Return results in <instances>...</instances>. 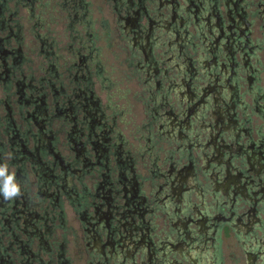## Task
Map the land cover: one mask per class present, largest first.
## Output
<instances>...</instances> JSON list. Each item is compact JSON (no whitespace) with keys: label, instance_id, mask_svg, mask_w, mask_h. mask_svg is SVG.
Wrapping results in <instances>:
<instances>
[{"label":"flooded vegetation","instance_id":"1","mask_svg":"<svg viewBox=\"0 0 264 264\" xmlns=\"http://www.w3.org/2000/svg\"><path fill=\"white\" fill-rule=\"evenodd\" d=\"M36 1L0 0V165L21 186L0 192V264H223L230 238L258 264L264 0H99L137 88L130 129L101 95L95 0L58 2L63 55L26 41Z\"/></svg>","mask_w":264,"mask_h":264},{"label":"rangeland","instance_id":"2","mask_svg":"<svg viewBox=\"0 0 264 264\" xmlns=\"http://www.w3.org/2000/svg\"><path fill=\"white\" fill-rule=\"evenodd\" d=\"M61 1L62 0H37L35 2L36 6L34 8V15L39 21V27L37 30L33 29L32 32H26L25 35L28 33L26 41L32 40L34 33H40L49 40L54 39L56 46L55 49H57L59 52V49L61 48L60 54L63 55L65 52L64 46L69 44L68 32L70 31L67 29L68 21L63 19L59 13L61 8L58 7V2ZM100 3L102 2L99 0L93 1L92 5L90 6L91 11L88 15V18H91L94 21L93 28L90 32L101 37L99 38L97 36L100 39L97 41V51H99V59L106 70L105 76L107 79L105 82L108 83V85L105 86L107 88L104 89L101 95L104 97V99H108L110 101V104L108 105H110L111 108L114 107L117 110L116 112L120 113V115L123 117V121L129 124L130 129L133 124L136 126V124L140 123L141 117L143 115L140 108L141 105L139 103L135 104L134 102L137 88L133 83L131 84L128 82V79L126 78L127 74L124 72L125 65H123L121 62L123 55L122 53L120 54V49L116 44L112 45V42H108L105 38V34L102 29L103 22H100L105 13V9H103L102 12L99 11L98 7ZM101 7H104V5ZM25 23L27 22L24 21V24ZM33 23L34 22L27 23L25 29L28 30L30 25ZM77 28L81 30L82 27L77 26ZM62 47L64 49H62ZM98 89L101 91L99 87ZM255 245L260 248L261 253L264 252V242L261 241L260 238L255 243ZM224 251L225 256L223 259V264H241L235 259V256L238 254L239 247L234 243L232 238L228 240V245ZM261 257L262 259L259 260L258 264H264L263 253L261 254ZM204 262L211 263L212 257L206 256Z\"/></svg>","mask_w":264,"mask_h":264},{"label":"clouds","instance_id":"3","mask_svg":"<svg viewBox=\"0 0 264 264\" xmlns=\"http://www.w3.org/2000/svg\"><path fill=\"white\" fill-rule=\"evenodd\" d=\"M0 192L5 199H12L21 193V186L14 174H9L7 165H0Z\"/></svg>","mask_w":264,"mask_h":264}]
</instances>
